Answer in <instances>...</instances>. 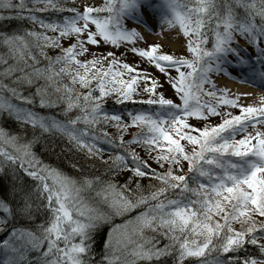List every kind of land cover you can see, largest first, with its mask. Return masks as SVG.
<instances>
[{
	"label": "snow or ice",
	"instance_id": "obj_1",
	"mask_svg": "<svg viewBox=\"0 0 264 264\" xmlns=\"http://www.w3.org/2000/svg\"><path fill=\"white\" fill-rule=\"evenodd\" d=\"M65 3L0 0V19L40 29L0 32V116L17 124L0 126V264H264V102L240 104L214 80L238 70L246 73L239 82L264 87V0H163L162 27L178 28L190 58L135 46L140 32L125 22L134 17L146 26L137 13L151 0H105L82 11ZM48 12L71 15H38ZM104 45L114 50L97 56L89 47ZM86 53L93 58L81 59ZM129 55L134 59L122 62ZM145 60L151 69L137 66ZM109 97L152 110L125 119L104 110ZM108 124L116 136L99 127ZM132 128L139 131L125 141ZM50 137L66 138L72 151L93 159L107 145L106 175L132 176L116 183L66 175L37 151L50 147ZM144 178L157 183L145 188ZM105 225L110 232L97 259L95 235ZM248 245L257 255L247 254Z\"/></svg>",
	"mask_w": 264,
	"mask_h": 264
},
{
	"label": "trees",
	"instance_id": "obj_2",
	"mask_svg": "<svg viewBox=\"0 0 264 264\" xmlns=\"http://www.w3.org/2000/svg\"><path fill=\"white\" fill-rule=\"evenodd\" d=\"M64 2V0H62ZM90 6V5H89ZM65 7H75L77 9H80L81 11L83 10L84 7L88 6H81L79 3L77 4L75 0H66ZM238 12H242V10L237 9ZM38 15L41 16V18L46 19V20H62L65 16L71 15L69 12H64V13H53V12H48V13H43ZM103 15V14H102ZM36 30L40 31L38 26H33L30 22L27 21H21L17 19H0V32H5V33H13V32H23L24 30ZM49 35H53L52 33H49ZM61 43L67 47L68 46V41L67 40H62ZM145 48H150V47H145ZM141 48V49H145ZM114 50V49H111ZM5 50L3 48H0V53L4 52ZM48 55L50 57H55L57 54H59L58 50L56 49H46ZM159 51L162 54H172L170 51L165 50L163 48L159 47ZM174 55V54H172ZM92 59V55L86 53V57H82L81 59ZM185 58H190L188 55ZM41 60L40 66H43L47 62L43 60L42 57L39 58ZM122 62H127L125 59L122 60ZM108 62L105 61V67H107ZM141 70H144L142 65H137ZM175 74V73H173ZM126 78V77H125ZM65 83H69V81L65 80ZM40 83H43L41 81ZM79 91L86 92V89H80L79 86H76ZM27 95V92H25ZM98 95V93H97ZM150 110V106L147 105H140V104H115L113 98L109 97L105 100L104 102V110L108 113H115L118 115H122L127 119L126 114L131 111V112H140V111H145V110ZM152 110V109H151ZM227 110V109H226ZM233 111L234 114H239L238 110L236 109H230ZM36 111L40 112L41 114L45 115H55L59 113L60 109H40L36 108ZM75 111L72 113V115H75ZM61 118L62 117H58ZM218 121L213 122L212 124L218 123ZM0 126L6 127L8 129H17V124L15 121L11 119H6L2 116H0ZM82 127V125H81ZM100 128H102L103 131H106L109 136H116V128L112 126V124L108 125H100ZM139 129L132 128L129 129L125 134H124V139L125 141H128L129 139L132 138V136L138 132ZM48 145L50 146L49 148H38L37 151L44 153L42 155V159L45 160L46 163L51 164L54 167L60 168L66 175H70L73 178H94L97 176H100L105 179H110L113 182L116 183H124L127 179L131 178L132 174L130 172L124 171L122 173H118L115 176H110L106 175L108 173V165L105 164L103 161L109 159V153L112 152L110 148H108L107 145H102L106 149V151L102 154V156H98L96 158H86L82 154L74 152L71 150V146L68 144L66 138H48L47 140ZM186 143V142H182ZM189 146V150H190ZM133 148L137 152V154L144 160H148L149 164L151 165L152 169H156L157 171H162L159 169L158 165L156 164L155 160L149 159V154L145 151L144 147L139 146V145H134ZM153 156L156 155V153L152 154ZM73 161H78L76 164V167H73ZM83 165V170L77 171L80 166ZM183 167L185 172L187 171V163H183ZM82 174L84 176H82ZM142 183L143 187H148L150 185H155L157 182L154 180H150L148 178H144L142 181H139ZM132 187H135V184L132 185ZM138 211H134L130 214H128L129 217H134L135 215L138 214ZM257 219H260L257 217ZM121 220L120 218H117L115 223H120ZM236 230L240 229L239 224L233 225ZM110 232V226L105 225L103 228L100 229V231L95 235V255L97 259L101 258L102 255L105 253V248L104 245L108 240V234ZM151 235V233H148ZM166 243V241L161 240L160 246L162 247L163 244ZM247 247V254L248 255H257L255 250L251 245L246 246ZM231 255V254H229ZM241 256L245 255V253H241ZM168 260V264H171V259L170 258H165ZM139 264H148V262L145 261H140ZM152 264H161L159 261H153ZM188 264V262H186Z\"/></svg>",
	"mask_w": 264,
	"mask_h": 264
},
{
	"label": "bare ground",
	"instance_id": "obj_3",
	"mask_svg": "<svg viewBox=\"0 0 264 264\" xmlns=\"http://www.w3.org/2000/svg\"><path fill=\"white\" fill-rule=\"evenodd\" d=\"M151 2L154 4L153 6L155 7L154 11H151L148 15H147V18H148V25H150V27L156 31V30H160L161 31V34L160 36L158 37L159 40L162 41V43L164 45H168L172 50H177L178 47H179V38L180 36L182 37L183 34L182 33H179V30L177 29H173V28H167V27H162V14L159 10V6L162 5L163 3V0H151ZM238 70L235 73H237ZM244 75V72H241L239 73V76H233L235 79H237L239 81L240 78H244L243 77ZM6 83H8L9 81H5ZM232 85L234 86L233 89H236L239 91V93L242 91V87H247V88H250L251 90H254V92H250L253 96H257L259 98H261L264 102V97L259 95V93L257 91H260L261 93L264 94V89H260L259 87L257 86H251L250 84L248 83H241L239 85V88H236L238 85L236 82H233ZM255 97H252L251 99L247 100L248 102H253V98Z\"/></svg>",
	"mask_w": 264,
	"mask_h": 264
},
{
	"label": "rangeland",
	"instance_id": "obj_4",
	"mask_svg": "<svg viewBox=\"0 0 264 264\" xmlns=\"http://www.w3.org/2000/svg\"><path fill=\"white\" fill-rule=\"evenodd\" d=\"M80 2H84V3H89V2H93L94 4H96V5H100V4H102V3H104V1L105 0H79ZM129 18V17H128ZM128 18H127V20L126 21H128ZM131 18V17H130ZM178 29V28H177ZM176 29V30H177ZM92 30H94V26H93V29ZM161 34V31L160 30H158V32L156 33V35H160ZM183 37V36H182ZM141 38H142V40H146V42L145 43H141L140 41H142V40H140V39H138L137 41H136V47H140V45L141 44H146V45H153V44H156V43H158V45H161V46H163V47H165V49H167V50H171L172 52H174L177 56H178V54H185L186 53V50L184 49V48H186V43L182 46L181 44H183V42H181V36H180V38H179V47H178V49L177 50H172L168 45H164L163 43H162V41H157V40H155L153 43L151 42V40H149L146 36H141ZM184 38V37H183ZM181 42V43H180ZM244 42L242 41L241 42V44H243ZM112 46L111 45H104L103 47H101L100 49H96L95 48V46H92L91 48H94L95 49V51H96V54H97V56H100V55H102V54H104L103 52H105L108 48H111ZM128 47L130 48V47H132L131 45H128ZM119 51H121V52H123V51H125V46H124V44H122L121 45V47H120V49H119ZM249 51V50H248ZM250 52V51H249ZM246 54V53H245ZM127 59H128V62H131L133 59H134V57L133 56H131V55H129V56H127ZM142 66H143V68L145 69V68H149V69H151L152 68V66L151 65H148L147 64V61L145 60L144 61V63L143 64H141ZM170 88H165V90H169ZM169 93H171V95L173 96L174 95V91H172V89H170V91H169ZM230 95V94H229ZM240 103V102H239ZM243 105H246V103L245 104H243ZM82 176H84L83 174H82ZM87 176V175H86ZM85 176V177H86Z\"/></svg>",
	"mask_w": 264,
	"mask_h": 264
}]
</instances>
